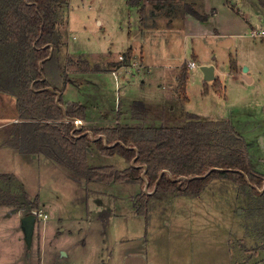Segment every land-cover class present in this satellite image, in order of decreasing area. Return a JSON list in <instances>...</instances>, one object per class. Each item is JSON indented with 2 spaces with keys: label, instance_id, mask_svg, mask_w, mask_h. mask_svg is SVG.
<instances>
[{
  "label": "rangeland",
  "instance_id": "374dc122",
  "mask_svg": "<svg viewBox=\"0 0 264 264\" xmlns=\"http://www.w3.org/2000/svg\"><path fill=\"white\" fill-rule=\"evenodd\" d=\"M223 1L225 2V0H208L205 4L207 8L211 6L217 12L215 28L219 30V35L200 37L195 40L199 66L194 69L197 74L188 87L191 100L187 110L215 118H223L233 113L236 120L240 122L247 119L258 120L264 116V38H253L250 36V31L256 24L264 29V20L259 19L256 10L246 0H235L252 25L246 24L243 20L245 15L227 9L222 4ZM126 2L127 0H72L70 18L66 20L67 16L62 12L59 28L64 36L69 21L71 45L73 46V43L79 45L80 52H85V55L65 54L63 51V60L65 61L68 56L78 58L89 55L88 59L92 61V66L99 64L109 70L119 67L121 63L118 65L117 59L120 54L126 55L128 49L121 50L126 48L129 27L137 19L125 8ZM98 19L101 23H98ZM171 23L167 24L165 20L159 22L164 29H171L174 26ZM212 27L211 29L214 30V26ZM171 42L169 52L172 53L169 54V59H173L174 66L169 68L166 76L157 79L158 83H161L158 86L162 89L161 91H164V88L170 91L171 84L177 78V72L172 68L182 64L185 57L193 58L189 51L185 54L184 48L180 47L179 38ZM176 54L180 56L179 60L175 59ZM231 54L237 60V73L231 70ZM210 61L217 65V75L223 82L225 94L219 91L214 81L204 80L201 66ZM187 63L188 61L183 63L181 69ZM244 65L249 68V74L254 78L253 83H248L244 79ZM190 71L189 68V75ZM71 72L74 73V71ZM49 77L51 81H54L52 75ZM100 77L102 78L100 85L93 92L100 94V100L103 96L105 102L111 107L119 95V91L116 95L115 80L109 73H103ZM54 82L60 83V81ZM70 95L72 96L71 93ZM0 96L4 98L3 100L0 97V111L11 117L17 109L15 98L3 92H0ZM63 97L65 101L68 100L64 94ZM170 107L171 105L161 109L169 118L166 125L171 124V121L178 123L176 122L178 119H183L181 110H170ZM106 109L110 110L108 106ZM121 109L123 107L120 106L118 111ZM85 120H82L79 126L91 125ZM258 144L264 149L263 135L259 136ZM93 147L95 152L91 159L88 158L90 165L109 164L119 170L129 166L124 157L101 155L99 149ZM36 163L38 165L29 171L28 179L33 178L36 172V183L41 184L43 174H47V166L40 162ZM130 164H133V161ZM61 177L52 179L49 184L43 183L47 189L41 190V195L39 192L35 194L37 196L34 198L29 197L31 193L34 196L37 192L34 182L25 186L14 178L11 181L0 178V196L9 191L17 194L21 200L20 207L25 212L24 214L21 210L14 211L10 215L7 214L6 210L9 209L6 207L0 211V236L14 244L13 248L11 245L8 250L0 252V264H7V262L52 264L51 256L57 253V248L59 249L57 246L52 251L51 246L55 243L54 240L62 237L70 238L66 231L61 232L59 226L66 224L69 228L72 226L70 222L78 221L80 225L83 222L87 229L78 230L76 238L83 234L97 235L96 226L104 219L106 212L110 214L105 208L112 203L123 206V211L120 213L117 207L114 215L123 214L127 217L119 228V233L125 232L133 240L134 261H128L126 264H264V195L254 194L248 187L241 188L231 179H212L198 196L173 193L163 198H152L146 208L138 211L137 195L142 190L145 191L146 183H115L111 192L113 197L109 198L102 197L103 193L107 192L104 185L87 182L84 183V189L78 180H73L67 175H61ZM148 191V194L154 193L152 189L148 188ZM59 192L60 196L57 197ZM42 198L49 204L47 208L40 205ZM102 198L103 205L100 206L98 200ZM100 207L103 211H100ZM40 212L50 215L49 219L55 220L54 225L49 226V220L42 219L39 216ZM30 213L37 214V223L32 248L28 249L23 238L24 227L21 216ZM119 215L115 220L120 219ZM104 220L107 224L109 223L108 218ZM115 229L112 223L109 228L112 235ZM72 237L73 240H77L74 236ZM89 238H84L85 245L91 242H88ZM104 238L105 236L102 240ZM116 238L120 236L117 235ZM18 239H22L21 244ZM91 246L92 253L103 258L102 264H124L116 259H110L107 263L105 258L107 259L109 251L102 242L94 241ZM116 257L117 254H114V258ZM85 263H94V259L85 258ZM69 264H76V262L71 261Z\"/></svg>",
  "mask_w": 264,
  "mask_h": 264
},
{
  "label": "trees",
  "instance_id": "16d2710c",
  "mask_svg": "<svg viewBox=\"0 0 264 264\" xmlns=\"http://www.w3.org/2000/svg\"><path fill=\"white\" fill-rule=\"evenodd\" d=\"M142 1L149 5L141 6V23L146 27L156 26L162 16L167 18V24L171 23L185 12L201 21L209 17L184 0H130V3ZM66 2L0 0V92L16 98L20 119L4 127L7 134L4 144L26 154L51 157L86 182H149L148 188L154 193L143 190L138 193V211L146 208L152 198L173 193L198 196L212 179L228 178L241 188L248 187L252 193L264 195V174L254 168L249 144L230 120H203L189 113L180 126L146 127L141 122L78 126L74 119H86V107L64 100L63 94L71 82L70 72H100L103 67L92 66L85 56H68L63 60L65 45L59 22ZM256 2L264 8V0ZM132 54L129 48L123 61L117 64L129 62ZM188 69L187 63L179 73V90L184 97H187ZM231 70L238 72L237 60L232 55ZM51 75L60 83L51 81ZM220 83L219 79L214 80L216 86L220 87ZM57 91L61 93L60 103ZM143 110L144 102L136 100L132 106L133 119L142 118ZM92 143L105 155L123 156L129 166L120 170L108 164L91 166L88 154ZM163 170L168 171L159 178ZM179 176L182 178L175 179ZM0 178L11 181L14 176L1 173ZM3 204L16 206L20 200L9 191L0 196V205Z\"/></svg>",
  "mask_w": 264,
  "mask_h": 264
},
{
  "label": "crops",
  "instance_id": "0c3cea01",
  "mask_svg": "<svg viewBox=\"0 0 264 264\" xmlns=\"http://www.w3.org/2000/svg\"><path fill=\"white\" fill-rule=\"evenodd\" d=\"M190 3L192 6H194L201 14H209V17L206 20H199L197 17H195L193 14L189 12H185V14H180L177 17H175L172 20V23L174 26H172L171 29H167L159 24V22L165 20L167 22V18L165 17H159L157 19L156 26L146 27L141 23V6L142 4H147V2L142 1L139 4H131L130 0H127L125 8L129 11L130 15H133L137 17L136 20L133 21V24L131 27H129V33L127 38V46L124 50L126 51L129 48H132L133 54L130 61L125 63H122L119 67L116 66L113 69L109 70L108 68H103L100 72H82L77 73L74 72L70 75L71 82L68 83V86L64 92V95L68 97V101H76L84 104L86 107V122L91 125H97V126H115L119 123H136L141 122L146 127H154V126H160V125H166L168 123V117L165 115V112H162L161 109H164L171 105L170 110H176L179 109L182 111L183 119H178L175 123L171 121V124H168L169 126H180L182 125L186 120L189 113H195L197 114L201 119H212V120H223L227 119L230 120L231 123L236 127L238 132L244 136L247 143L249 144V150H250V156L251 161L253 163L254 168L257 171H260L264 174V149H262V146L258 144L259 136L263 135V144H264V116L260 119H254V120H244L239 121L236 120L234 114H229L227 116H223V118H215L210 116L202 115L198 112L187 110V105L190 104V94L188 93V87L190 83L192 82V79L195 78V68H192L190 71V78L187 82L186 87V94L187 98L182 96L183 94H180L179 92V73L180 69L183 63L186 61H189L191 59L196 60L198 63V55L196 54V39H199L200 37H206V36H214L216 37L219 35V30L215 28L217 26L216 18L217 15L212 9V7H206V1L208 0H184V2ZM246 2L252 6L254 10H256L259 19L264 20V8L261 7L259 4H257L256 0H246ZM222 4L227 9H232L239 14L245 15V12L242 11V8L240 5H238V2H235V0H225ZM70 6V7H69ZM68 7V8H67ZM147 7L149 5L147 4ZM69 10H67V9ZM72 8V0H67V2L63 5L62 9L63 14L67 16L68 20L70 18V11ZM231 10V11H232ZM68 11V12H67ZM247 18V19H245ZM245 18L243 20L246 21V24H251L249 21V18L245 15ZM98 23H101V20H97ZM159 21V22H158ZM131 23V22H130ZM171 23V24H172ZM69 21L67 22V29L66 32H64L63 36V43H64V53L65 54H76V55H83L85 52H80L79 45H76L73 43V46L71 45V39H70V27H68ZM176 25V28H174ZM214 26V30L211 29ZM103 27V26H102ZM211 30H210V29ZM260 29L258 25L256 24L254 28L250 31V36L253 38L259 37L264 38V35H260L258 32ZM264 30V29H263ZM107 37H109L107 35ZM181 41V46L185 50V54L189 51L193 55V58H187L185 57V61L180 64L179 66L172 68V70H176V76L175 82L171 84L170 91H166L164 88V91H161L162 89H159V85L161 83H158V78H162L163 76L167 75V72L171 66H174L172 64L173 59H169V54L172 53L169 52L170 45L172 44V40L178 39ZM111 51V50H109ZM106 53V52H105ZM85 55V54H84ZM232 55V54H231ZM87 58H89V55H86ZM108 58V56L106 57ZM176 60L180 59V56L176 54ZM90 61V59H89ZM123 61V60H122ZM92 62V61H91ZM117 62L119 59H117ZM94 63V62H93ZM96 64V63H94ZM199 64V63H198ZM209 65H214V74L216 75V79H219V75H217V65L215 62H209L206 63ZM119 65V64H118ZM245 66V65H244ZM243 66V76L244 79L248 83H253L254 78L249 74V68L247 67V70H244ZM113 71L116 72V74L113 73ZM242 71V68H241ZM103 73H109L114 78L115 83V89H116V95H119L115 98L113 102V106H109L108 103L105 102V99H103V96L100 100V94H94V90H96L101 81V74ZM202 75L204 76V73L202 71ZM81 79V80H77ZM213 80H204L206 81H214ZM221 81V80H220ZM192 84V83H191ZM222 86L218 87L221 93H224V86L223 82H221ZM162 88V87H160ZM72 94V96L70 95ZM123 93V95H121ZM128 94H131L128 96ZM127 96V97H126ZM1 99L4 100L3 96H0ZM124 97V99H123ZM136 100H140L144 102V110L142 111V118L140 119H133L132 116V106ZM16 98H15V104H16ZM16 106V105H15ZM106 106L110 108V110L106 109ZM123 107V109L119 110V107ZM17 108V106H16ZM120 115H119V113ZM252 115V114H251ZM254 116V115H252ZM18 110L16 109L14 114L11 115V117L6 116L4 112L0 111V174L1 173H9L14 176V179L21 182L25 186L31 185L33 182L37 186V189H35L37 192L34 193V196L30 194L29 197H35L38 192L40 193L41 190H44L46 187L43 185V183L49 184L52 179H56V177L62 176H69L71 179L78 180L79 184L83 185V188L85 189V184L87 183L86 180H84L82 177L78 176L76 173L71 171L70 169H67L59 162L55 161L51 157H47L44 154L39 153H32V154H26L21 151H19L16 147L13 148L11 146H8L4 144L7 138L6 131L4 130V127L14 121H18ZM181 120V122H180ZM95 146L93 143L91 144V151L88 154V158L91 159L93 156V152H95ZM264 148V147H263ZM100 151V150H99ZM100 153V152H99ZM101 155L103 153H100ZM105 155V154H104ZM98 156V154H97ZM116 156V155H109ZM121 156V155H120ZM123 157V156H122ZM49 159V160H47ZM36 162L46 164L47 166V174H43L44 176L41 179V184L36 183L37 181V174L34 173L33 178L28 179V173L30 170H33L34 167H36L38 164ZM109 165V164H108ZM91 166H98V165H91ZM123 169V168H122ZM32 175V174H31ZM62 178V177H61ZM124 182V181H120ZM120 182H91L93 184L99 185V186H105V189L107 190L106 193H103L102 197H113L112 191L114 184H118ZM63 183V181H62ZM85 183V184H84ZM33 186V185H32ZM47 189V188H46ZM26 192L28 193L27 189ZM29 194V193H28ZM41 195V193H40ZM57 197L60 196V192L56 195ZM42 197V196H41ZM44 198H42V206L44 208H47V205H49L47 202L43 201ZM20 200V198H19ZM100 203V206L103 204V198L98 200ZM21 202V200H20ZM21 204L13 206V205H0V211L4 210L6 207L7 214L13 213L14 211H22L23 208L20 207ZM13 207V208H12ZM105 207V206H104ZM123 211L122 205H116V203H112L108 205V208H105L106 211L110 212V214L105 213L104 219L109 220V223L107 224L105 220L103 219L96 227L98 229L97 235H91L87 236V234H83L82 236L75 237V235L78 233V230L84 229L86 230L87 227L85 226V223L81 222V225L78 221L70 222L72 226H69L67 228L66 224H62L59 226L61 229V232L66 233L70 236V238L62 237L60 239H55V243L52 244L51 248L52 251L53 248L59 246V249L57 248L56 254H53L52 257V264H69L71 261H75L76 264H86L85 258L94 259V263L90 264H102L103 258H100L99 255H96L95 253H92L93 247L91 246L92 243L94 244V241L96 243H103L106 248H108L109 254L107 256V263L112 260H118L119 262H124L126 264L128 261L131 262L134 261V252L132 250V243L133 240L129 235H127L125 232L119 233V228L122 227L123 222L126 220V216L121 214H117L120 216L119 220L114 215V211L117 210ZM11 208V209H10ZM100 211H103V208H99ZM31 210V209H30ZM12 211V212H11ZM25 214V212H23ZM22 215L21 217H23ZM125 216V217H124ZM50 215H48L47 220L49 223V226L54 225L55 220H50ZM22 219V218H21ZM73 221V220H71ZM37 223V221H36ZM36 223L34 227V231L32 234V240L29 242L27 238H25V231L23 238L25 240L26 246L28 249L32 248L33 242H34V233L36 228ZM114 224V227L116 228L114 230V234L112 235L109 231V228L111 224ZM92 224V223H90ZM90 226V225H89ZM93 227V226H92ZM94 228V227H93ZM119 233V234H118ZM103 235V236H102ZM119 235L120 238H116V236ZM74 236L77 240H73ZM105 236L104 240L103 237ZM90 237L86 245L84 242V238ZM107 237V238H106ZM21 238V237H20ZM22 239H18L19 244H21ZM100 240V242H99ZM115 243V244H114ZM14 247V244L12 242H9L3 236H0V252L2 250H8L9 248ZM72 247H68V246ZM69 249V251H68ZM114 250V252H113ZM112 251V252H111ZM75 252V254H74ZM51 254V252H50ZM114 254H117V257L114 258ZM75 255V256H74ZM140 258V257H139ZM7 264H12L11 262H7Z\"/></svg>",
  "mask_w": 264,
  "mask_h": 264
},
{
  "label": "water",
  "instance_id": "95a60500",
  "mask_svg": "<svg viewBox=\"0 0 264 264\" xmlns=\"http://www.w3.org/2000/svg\"><path fill=\"white\" fill-rule=\"evenodd\" d=\"M51 56V55H50ZM49 56V57H50ZM42 63V62H41ZM43 64V63H42ZM214 65H208V64H204L203 66H201V70L203 71L204 73V76H205V79L207 80H213V79H216V75L214 74ZM244 70L246 71L247 70V67L244 66ZM43 79H45V77H43ZM60 98H61V93L59 91H57V103H60ZM147 165H145V169H147ZM168 170H163L159 176V178L165 173L167 172ZM142 177L144 179H146V175H145V172H143L142 174ZM182 178L181 176L179 177H176L175 179H180ZM147 182V181H146ZM148 186H149V182L146 183V188H145V191L147 193H149L148 191ZM37 219V214L35 213H30V214H27V215H24L22 217V221H23V227H24V231H25V238H27V240L30 242L32 240V234H33V231H34V227H35V223H36V220Z\"/></svg>",
  "mask_w": 264,
  "mask_h": 264
},
{
  "label": "built area",
  "instance_id": "2783aa9c",
  "mask_svg": "<svg viewBox=\"0 0 264 264\" xmlns=\"http://www.w3.org/2000/svg\"><path fill=\"white\" fill-rule=\"evenodd\" d=\"M258 32L260 33V35H264V30H263V29L259 30ZM123 59H124V55H123V54H120V55H119V60L122 61ZM188 66H189L190 69H192V68H196V67H198L199 64L197 63L196 60L191 59V60L188 61ZM113 73L116 74L115 71H113ZM74 122H75L78 126L82 124V120L77 119V118L74 119ZM39 216H40L42 219H47V218H48V214H44L43 212H40V213H39Z\"/></svg>",
  "mask_w": 264,
  "mask_h": 264
}]
</instances>
